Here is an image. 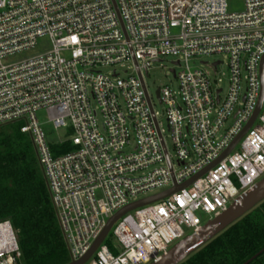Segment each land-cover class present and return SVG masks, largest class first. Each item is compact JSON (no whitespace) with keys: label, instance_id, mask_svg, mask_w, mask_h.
<instances>
[{"label":"built area","instance_id":"2783aa9c","mask_svg":"<svg viewBox=\"0 0 264 264\" xmlns=\"http://www.w3.org/2000/svg\"><path fill=\"white\" fill-rule=\"evenodd\" d=\"M243 3L229 13L227 0H0V128L21 124L32 142L69 263L121 209L191 181L120 216L84 264L155 263L264 179V94L252 125L219 160L252 119L262 84L264 0ZM44 37L45 53L1 64ZM212 55L226 58L225 92L215 78L221 61L189 68ZM164 58L181 69L171 71L177 91H156L175 161L144 82ZM122 62L134 64L132 75L103 73ZM42 110L69 131L71 152L53 155ZM0 264H22L8 220Z\"/></svg>","mask_w":264,"mask_h":264},{"label":"trees","instance_id":"16d2710c","mask_svg":"<svg viewBox=\"0 0 264 264\" xmlns=\"http://www.w3.org/2000/svg\"><path fill=\"white\" fill-rule=\"evenodd\" d=\"M0 130V222L10 221L22 264H68L43 173L21 124ZM65 141L53 155L71 152ZM264 248V201L179 264H244ZM250 264H264V253Z\"/></svg>","mask_w":264,"mask_h":264},{"label":"rangeland","instance_id":"374dc122","mask_svg":"<svg viewBox=\"0 0 264 264\" xmlns=\"http://www.w3.org/2000/svg\"><path fill=\"white\" fill-rule=\"evenodd\" d=\"M228 4V11L229 13H239L243 11L244 3L243 0H227ZM51 49L50 43L48 38L44 37L39 39V41L36 44V47L34 49L21 52L18 55H14L12 57H7L1 60L2 65H12L16 63H20V61L28 60L35 58L39 56L42 53H45ZM65 57L66 55L63 54ZM175 59L173 58H164L161 59L160 62H154V64H151L149 66L147 75H144V82L147 88V91L151 97V101L153 102L154 111L158 113L157 120H159L161 124V129L164 132V139L166 142L167 150L169 152L170 157L175 161L174 158V152L172 149V143L171 139L169 138V134L167 132V122L165 120V107L160 104V102L157 100L156 97V91L159 88L163 87H169L172 92L177 91L178 88V81L173 77L171 71H174L178 73L181 69L178 67H173V61ZM215 61H221L222 64L218 67L215 78L217 80H220L218 82V86L222 88L223 92L227 89V61L226 58L222 55H212V57H195L191 60H189L188 65L190 69H206L205 66L202 65V63H208V65H211ZM182 66H184V63H182ZM134 70V64L131 62H122L119 64H116L115 66L103 70V73L110 74L113 71H115L120 78H124L125 75H132ZM126 72L127 74H125ZM38 122L42 125V128L46 135V141L50 145H57L62 142H65L69 139V131L65 128H60L56 130L52 123H50L46 117L45 111H40L37 114ZM7 126V125H6ZM4 127L5 130H11L10 127ZM2 130V128H0ZM38 168L41 171V168L38 164ZM177 169V166L175 170ZM42 172V171H41ZM143 198V197H140ZM204 221H207L206 217H203ZM206 222H204L205 224ZM107 243H114L112 240L111 232L108 236Z\"/></svg>","mask_w":264,"mask_h":264},{"label":"water","instance_id":"95a60500","mask_svg":"<svg viewBox=\"0 0 264 264\" xmlns=\"http://www.w3.org/2000/svg\"><path fill=\"white\" fill-rule=\"evenodd\" d=\"M260 64V79L262 80L261 84V90L258 97V104L257 107L251 116V120L248 123V125L244 128V130L236 137V139L233 141V144L220 156L219 160H222L225 158V156L233 149V146L236 144V142L241 138V136L249 129V127L252 125V122L255 120V116L259 112V109L263 102V94H264V56L261 59ZM218 160V161H219ZM206 170L202 171L195 177L197 178L201 174H203ZM195 178V179H196ZM194 180V179H193ZM191 181L181 185L177 186L174 189H171L169 191H166L164 193L158 194L157 196H153L148 199H144L139 201L138 203L128 205L120 210L116 215L111 218L103 231L101 232V235L99 238L93 243L90 250L82 257L81 260L77 262H71L68 264H84L86 261H88L91 257L94 251L97 249V247L101 244V242L104 240L106 234L110 230V228L113 226L115 222H117L120 219V216L123 214L132 211L136 208H139V206L153 204L158 202V200L164 199L170 194L176 192L180 188H184L188 186V184ZM264 201V179L259 181L257 184L254 185L253 189L249 192L242 194L240 197H238L234 202L222 213L216 216L213 220H210L206 222L202 228L197 232V234H191L190 236L178 241L176 245H174L172 248H170L165 255H163L159 261L151 264H179L186 260L188 257L193 255L197 252L200 248L208 244L210 241L216 238L217 235H219L222 231L233 225L236 221L241 219L243 216H245L248 212L252 211L254 207H256L258 204ZM264 253V248L259 251V253L255 254L253 258L245 262L244 264H250L251 262L255 261V259Z\"/></svg>","mask_w":264,"mask_h":264}]
</instances>
